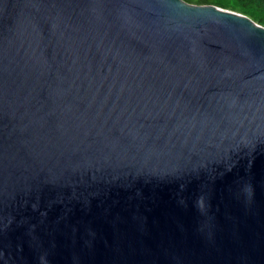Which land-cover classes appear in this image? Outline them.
<instances>
[{"label": "water", "instance_id": "obj_1", "mask_svg": "<svg viewBox=\"0 0 264 264\" xmlns=\"http://www.w3.org/2000/svg\"><path fill=\"white\" fill-rule=\"evenodd\" d=\"M0 264H264V27L0 0Z\"/></svg>", "mask_w": 264, "mask_h": 264}, {"label": "trees", "instance_id": "obj_2", "mask_svg": "<svg viewBox=\"0 0 264 264\" xmlns=\"http://www.w3.org/2000/svg\"><path fill=\"white\" fill-rule=\"evenodd\" d=\"M189 4H212L223 9H228L250 18L264 27V0H183Z\"/></svg>", "mask_w": 264, "mask_h": 264}]
</instances>
